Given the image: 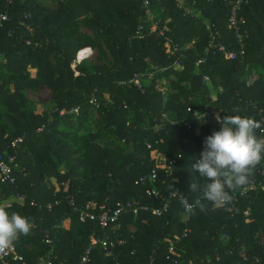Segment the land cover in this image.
Instances as JSON below:
<instances>
[{
	"label": "trees",
	"instance_id": "1",
	"mask_svg": "<svg viewBox=\"0 0 264 264\" xmlns=\"http://www.w3.org/2000/svg\"><path fill=\"white\" fill-rule=\"evenodd\" d=\"M51 1L54 9L42 0H0V13H7L0 22V105L9 123L0 110V152L15 155L17 164L16 184L0 182V205L25 197L22 206L7 208L31 223L12 241L24 264H39L41 257L80 264L88 249L87 264H264V160L251 170L255 189L247 190L248 183L231 192L226 205L239 209L233 216L203 198L207 181L192 169L205 138L219 130L212 114L200 125L206 113L253 118L261 123L256 135L264 137V0L241 6L244 55L236 60L207 47L212 34L216 44L239 48L227 28L230 0ZM166 39L177 47L174 55L166 52ZM87 48H105L111 68L81 62L73 69L77 53ZM250 70L254 81L247 85ZM43 87L55 110L37 117L26 111V95ZM162 164L170 165L171 176ZM152 170L155 184L135 185ZM152 188L162 199L146 195ZM172 190L194 204L193 211L177 198L154 216L152 209H161ZM70 201L77 210L95 205V215L102 206L114 210L132 201L148 210L125 212L102 228L97 219L80 222ZM103 240L113 242L111 256Z\"/></svg>",
	"mask_w": 264,
	"mask_h": 264
},
{
	"label": "clouds",
	"instance_id": "2",
	"mask_svg": "<svg viewBox=\"0 0 264 264\" xmlns=\"http://www.w3.org/2000/svg\"><path fill=\"white\" fill-rule=\"evenodd\" d=\"M215 120L219 130L205 138L192 169L207 181L202 189L203 198L222 205L230 202L232 191L249 183L252 168L264 160V137L256 135L261 123L253 118L217 114ZM196 187L192 184L191 190ZM181 202L187 212L193 211L194 204ZM30 229L26 217L9 214L7 207L0 205V248H7L18 234H27Z\"/></svg>",
	"mask_w": 264,
	"mask_h": 264
},
{
	"label": "built area",
	"instance_id": "3",
	"mask_svg": "<svg viewBox=\"0 0 264 264\" xmlns=\"http://www.w3.org/2000/svg\"><path fill=\"white\" fill-rule=\"evenodd\" d=\"M243 2H244V0H230L229 1V5H230L229 14H228V18H227V28L229 30H232L235 33L237 43L239 45L238 50H231L229 48H226L222 44H216L215 43L216 36L212 35V34L210 35V38H209V41L207 44L208 50L209 49L216 50V52L222 54L226 60H236L240 57H243V55H244V45H243V37L241 35V30H242L243 25L245 24V21L242 17L239 16ZM144 4H145V6L149 5L148 1H145ZM6 20H7V13L3 11L0 13V22L6 21ZM156 30H157V23H154L151 26V31L154 32ZM159 36L165 37L163 31L159 32ZM166 40H167L165 42L166 52L170 55H174L175 52L177 51V47L173 46L169 39H166ZM87 49H89V48H87ZM87 49H84L82 51H85ZM200 63H201V61H198V64H200ZM173 66H176L177 68L180 67L178 60L174 62ZM245 80H246L247 85H251L254 81V73L249 71ZM202 81H203V83H207L209 81V77L203 76ZM134 83L139 86L138 80H135ZM214 112H216V111H214ZM214 112L206 113L205 115L212 114L213 117H215ZM217 114H219V113L216 112V115ZM261 137H263V136H261ZM21 141H22V138L17 139L16 141H14L12 143V147L15 146L16 143H19ZM148 148H150V146H148ZM180 157L181 156L178 155L176 160L180 159ZM173 163H175V161H173ZM171 164H172V162H171ZM16 166H17V164H15V155L6 156L4 153L0 152V182L2 184H7V185H11V186L16 184V176L14 173ZM161 167L166 170V174L168 175V177L171 176L172 170L170 168V165L166 166V165L162 164ZM157 180H158L157 171L152 170L148 175H144V176L139 177L136 180L135 185L136 186H144V185L149 184V183L155 184L157 182ZM162 183L164 184V181ZM253 189H255V183H254V181H250L247 190H253ZM145 193L148 197H154L156 199H162V195L160 194L159 190H156L153 188L147 189ZM177 198L181 201L187 200L177 190H172L171 192L168 193L164 203L162 204V208L161 209H152V214L156 217H160L163 214V212H166L169 209L172 201L177 199ZM24 202H25V197L23 195H16L12 199H10L8 202L4 203V205L7 208H10L12 206V204H17V205L22 206L24 204ZM31 205H34V203L32 202ZM70 206L74 209V211L79 212L80 222L84 223L86 221H93V220L97 219V221L99 222V225L102 228H106L110 224L116 222L118 220V218L125 212H131L132 214L136 215L140 212H146L148 210V207L141 206L136 201L119 204L118 207L115 208L114 210H105L104 206H102L99 208L101 212L98 215H95L93 212L95 209V205H93V204H86L83 208H80L79 210H77L76 207L74 206V203L70 201ZM219 206L223 207L224 210L230 216H233L234 214L239 213L238 208H229L226 204H222ZM249 215H250L249 210H246L243 212V216L245 217V219H249ZM188 219H189L188 214L185 213L184 221L187 222ZM187 232H188V230H185L184 234H186ZM45 243H47L49 245L52 244V241L48 238L47 235H46ZM91 243H92V245H95L98 242L96 240H92ZM101 245L104 248V250H108L107 256H111L112 252L109 249V247H111V248L114 247L113 242L108 243L107 240H103L101 242ZM170 250H172V248H170ZM89 251H90V249H88L86 251L85 255L88 256ZM87 256H84L81 259L80 264H87V262L89 261V258ZM241 256H243V254H241ZM0 264H24L23 257L17 253L15 246L12 243L7 248H0ZM39 264H52L51 257H41L39 259Z\"/></svg>",
	"mask_w": 264,
	"mask_h": 264
},
{
	"label": "rangeland",
	"instance_id": "4",
	"mask_svg": "<svg viewBox=\"0 0 264 264\" xmlns=\"http://www.w3.org/2000/svg\"><path fill=\"white\" fill-rule=\"evenodd\" d=\"M44 2V5L50 9H54L56 7V2H53L51 0H42ZM81 31L83 33H87L91 36H93L92 32L86 28H81ZM195 43H197V38L193 40ZM193 46V42L191 43ZM190 44H188L186 47H191ZM83 52L82 55H80ZM79 51L76 55V59L72 65V68L74 69L79 63L84 62L87 66L99 64V65H106L108 68H111L113 65V60L111 58V55L107 52L105 48H103L102 52L96 51L95 49H87L85 51ZM252 73H254L252 70H250ZM256 77V76H255ZM166 85V86H165ZM162 86H165L166 94L169 96L171 91H169V87L167 82L164 80ZM167 88V89H166ZM209 94L212 97V99H215L216 93L209 89ZM107 97V95H106ZM27 104H26V111L32 112L33 114L37 115V117L45 116L46 114H49L55 110V99L53 98V95L51 91L47 87L39 88L36 91H28L26 95ZM0 110H2V121L5 123H8L4 116L5 108L0 105ZM211 115H204L201 116L199 121L200 125L204 126L208 124L210 120ZM213 116V115H212ZM214 116H216V112H214ZM97 117H94L91 123V128L95 131V122ZM152 156H154V152L151 153ZM55 189L59 191V188L54 185ZM4 205V204H1ZM184 220V217H183ZM130 231L134 232L135 228L130 227ZM258 236L261 238L262 234L259 232ZM16 242V239L13 240Z\"/></svg>",
	"mask_w": 264,
	"mask_h": 264
},
{
	"label": "bare ground",
	"instance_id": "5",
	"mask_svg": "<svg viewBox=\"0 0 264 264\" xmlns=\"http://www.w3.org/2000/svg\"><path fill=\"white\" fill-rule=\"evenodd\" d=\"M82 52V51H81ZM83 54V52L80 54V55H82Z\"/></svg>",
	"mask_w": 264,
	"mask_h": 264
}]
</instances>
